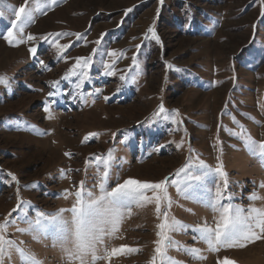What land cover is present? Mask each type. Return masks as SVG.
<instances>
[{"label":"rangeland","instance_id":"obj_1","mask_svg":"<svg viewBox=\"0 0 264 264\" xmlns=\"http://www.w3.org/2000/svg\"><path fill=\"white\" fill-rule=\"evenodd\" d=\"M24 3L5 0L0 6L6 13L0 17V32L15 19L11 10ZM49 4L51 0H29L35 22L24 29V36L72 34L59 38L61 45H71L64 54L68 59H58L56 48L42 39L12 47L0 37V77L7 80V85L0 84V222L17 206L18 197L31 206L26 208L30 219H35L36 211L64 209V217L70 220L68 210L75 198L64 199L62 194L74 192L84 181L85 188L98 195L94 157L107 155L109 149H114L109 190L128 179L155 183L169 177L182 184L176 172L186 163L193 169L199 161L211 169L220 163L227 174L231 203L246 211L264 209V158L251 155L243 142L248 137L257 144L264 142V0H163V4L159 0H61ZM150 27L158 42L148 32ZM75 33L85 34L87 40H77ZM102 33L106 34L101 41L104 55L93 57L90 79L80 88L76 76L61 79L75 58L92 55ZM33 46L36 57L28 51ZM109 51L123 54L113 76L103 74L102 61L112 59ZM134 55L138 75L132 66ZM39 60L48 67L43 68ZM121 75L128 82L121 81ZM133 77L134 83L130 82ZM57 81L54 88L52 83ZM57 88L59 94L49 96ZM105 96L110 97L107 102ZM46 102L51 118L43 110ZM161 104L165 114L178 113L180 123L154 115ZM181 140L183 146L177 148ZM159 145L165 147L154 152ZM222 183L215 174L206 180L213 194ZM253 193L260 199L250 200ZM168 195L169 218L186 226L171 233L180 246L179 251L168 249L172 264H217L224 257L235 264H264V239L244 248L208 251L205 243L194 239L193 229L205 223L214 227L218 213L206 202L178 195L175 186L168 187ZM154 208V204L133 205L131 215L125 212L119 231L113 238L105 237V246L111 250L126 245L139 251L113 257L109 264H150L160 222ZM27 227L18 220L7 229V238L42 264H69L54 238L17 231ZM192 248L200 249L205 259L185 251ZM3 264H21V259L13 251Z\"/></svg>","mask_w":264,"mask_h":264},{"label":"snow or ice","instance_id":"obj_2","mask_svg":"<svg viewBox=\"0 0 264 264\" xmlns=\"http://www.w3.org/2000/svg\"><path fill=\"white\" fill-rule=\"evenodd\" d=\"M4 2L5 0H0V6H3ZM59 2L61 0H51V4ZM159 2L163 4V0H159ZM28 4L29 0H25L24 5L11 10L14 11L15 19L11 21V27L7 28L5 32H0V37L12 47H16L26 41L42 39L52 43L53 47L57 50L58 59H68L64 54L71 45H61L59 38L72 34L50 33L40 38L31 34L27 35V37L24 36V29L35 22L34 11L28 7ZM51 4L48 6L50 7ZM127 11H131V9ZM157 11L159 12V9ZM5 15V11L0 10V17H4ZM261 15L264 16V10H262ZM148 32L152 33V37L157 39L158 42V37L153 28L150 27ZM74 35L77 40H87L85 34L75 33ZM104 35L106 34L102 33L100 39L94 42L97 47L93 48L92 55L86 58H75V64L61 79L67 80L72 76H76L78 79L77 88H80L86 80L90 79L88 69L93 63V57L97 54L101 57L104 55L101 47ZM49 37H52L51 41ZM136 48L139 50L141 45L137 44ZM28 51L33 57L37 56L36 47H30ZM122 55V53H117L116 51H109L107 53V56L112 59L111 62L102 61L103 74L105 76L116 74L114 65ZM39 64L43 68L48 67L43 60H39ZM132 66L137 69L138 75V58L136 55L132 57ZM120 80L128 82V77L121 75ZM130 82L134 83L135 78L133 77ZM58 83V81L53 82L52 86L55 88ZM0 84L7 85L6 78L0 77ZM116 91L120 92L121 87L118 86ZM59 92L60 90L57 88V91L55 93L50 92L49 96L58 95ZM104 99L107 102L110 97L105 96ZM43 110L49 113V118H51L50 107L47 102ZM162 114L164 120L171 119L173 123H180L176 120L178 113L165 114L163 104L159 106L158 112L154 115L159 117ZM95 135V133L90 134V136ZM113 136H115V133H113ZM85 139L87 140V137ZM126 139L127 137H125ZM124 142L121 141V143ZM243 142L251 155H259L261 158H264V142L257 144L251 137H248ZM182 146L183 140L176 145L177 148H181ZM163 147L165 146L159 145L153 148V151L159 152ZM113 151L114 149H109L107 155L94 157L97 172L99 173L98 182L94 186L99 189L98 195L87 190L84 181L80 182L79 187L74 192L65 190L62 194L64 199H68L70 196H74L75 198L72 208L68 210L71 213L70 220L64 217V209H60L56 213L36 211L35 219H30L27 217L26 208L31 206L25 205L18 197L17 206L0 222V264H3L5 256L10 257L13 251L20 257L21 264H42L33 254L21 249L15 241L7 238V229L15 225L18 220L28 225L27 228H17L18 232L32 234L34 238L41 236L54 238L63 248L69 264H73V262H78V264H97L98 260H104L105 264H109L113 257L135 254L139 249L126 245L113 247L109 250L105 246V237L113 238L115 236L119 231V224L125 212L131 215L133 205L145 207L150 204H154L156 217L160 221L156 225L157 239L154 241V255L150 260V264H172L171 258L167 257L168 249L175 247L179 251L180 246L172 240L171 233L186 230V226L174 218H169L167 209L172 203L171 197L168 195L169 186H175L177 194H182L185 199H199L202 203L206 202L209 208L218 213L214 227L205 223L193 229L197 233L194 239L205 243L208 251L215 253L221 249L244 248L248 244L264 239V209L251 207L246 211L244 208L231 203V194L227 193V174L224 172L222 164L218 163L215 169H211L203 161H199L196 168L193 169L191 163H186L176 172V176L182 178V184L169 177H165L163 180L155 183L128 179L123 183H118L109 190L107 182ZM65 155L69 156L70 154L65 153ZM87 164L88 161H86V166ZM212 174L217 175L223 182L222 184H217L214 194L206 184L207 177ZM13 180H15L14 176ZM261 187H264V185H261ZM148 193H151V195H148ZM249 199L254 201L260 199V197L253 193L249 196ZM223 200H228L229 202L222 203ZM13 213H17V216L13 217ZM101 246H103L102 255L98 254V248H101ZM185 251L195 259H205L198 248L185 249ZM88 257L91 258L90 262ZM217 264H235V262L228 257H224L218 259Z\"/></svg>","mask_w":264,"mask_h":264}]
</instances>
